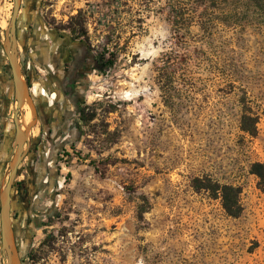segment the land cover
<instances>
[{
    "label": "rangeland",
    "instance_id": "374dc122",
    "mask_svg": "<svg viewBox=\"0 0 264 264\" xmlns=\"http://www.w3.org/2000/svg\"><path fill=\"white\" fill-rule=\"evenodd\" d=\"M169 1L42 0L31 14L59 27L83 12L85 44L116 58L91 71L83 108L95 118L80 122L48 186L31 189L34 211L15 206L19 237L32 220L31 239L18 242L21 255L28 245L22 264H264V193L249 172L264 166V22L249 0L230 2L237 16H198V7L180 47ZM11 5L0 0V32ZM171 51L189 57L167 85L159 68ZM245 111L255 137L240 131ZM196 177L238 187L241 215L194 190Z\"/></svg>",
    "mask_w": 264,
    "mask_h": 264
},
{
    "label": "flooded vegetation",
    "instance_id": "af4514ba",
    "mask_svg": "<svg viewBox=\"0 0 264 264\" xmlns=\"http://www.w3.org/2000/svg\"><path fill=\"white\" fill-rule=\"evenodd\" d=\"M41 1L39 6L29 8L27 0H19L14 33L11 35L6 29L13 13L12 0L6 27L0 32V147L6 143L5 139L10 146L5 145L2 150L1 172H6L1 181L2 188L9 178V163L13 160L16 150L14 146L16 122L22 128L21 120L27 112L26 107L32 115L31 121L23 130L27 135V142L23 143L25 153L13 179L9 204L10 227L17 251L20 239L23 242L31 239L28 227L32 220L23 222L25 226L21 232L25 234L19 237L16 227L21 225L22 221L15 206H23L22 202L26 201L25 211L29 214L34 211L33 203L38 198L34 194L35 190L38 192L48 186L52 175L57 173L55 167L75 145L80 136L79 117L88 87L87 81L91 71L99 70V56L93 55L84 39H73L69 31L57 27L44 16L43 24L38 20V16H31L41 7ZM12 55L18 65L19 78L25 87L17 114L13 71L9 60ZM35 129L38 131L37 134H34ZM35 163L39 165L37 170ZM30 174L38 175L42 185L32 184L31 180L29 181ZM32 188L35 189L33 193ZM29 196L31 200L27 199ZM27 249L28 245L25 246L22 255L18 251L21 264L28 254ZM0 264H7V250L3 245L1 223Z\"/></svg>",
    "mask_w": 264,
    "mask_h": 264
},
{
    "label": "trees",
    "instance_id": "16d2710c",
    "mask_svg": "<svg viewBox=\"0 0 264 264\" xmlns=\"http://www.w3.org/2000/svg\"><path fill=\"white\" fill-rule=\"evenodd\" d=\"M232 0H170L168 4V17L173 27L175 35V45L184 47L187 43L183 31L190 26V16H196V9L202 7L198 16H204L209 11L219 10L218 16H237L236 10L230 11L228 6H235L230 4ZM246 6V5H245ZM248 8H253L255 12L261 16L264 22V0H249ZM83 12H79L77 16H81ZM85 15V14H84ZM212 15V14H211ZM74 17V22L70 24L59 26L61 29L69 31L73 39H85V29L83 28V20ZM185 29V30H184ZM111 41L108 39L106 45ZM177 52L171 51L165 53L161 57L162 65L159 68L160 74L165 78L166 84L172 83L175 79L176 71L180 67V62L185 61V55L180 58ZM179 57V58H178ZM116 58V54H105L104 51L99 55L98 67L99 69L110 68ZM168 85V84H167ZM244 103V102H243ZM80 121L83 125L91 122L95 118V114L87 113L82 107ZM257 120L255 117L246 113L242 114L240 120V131L250 137H255L257 133ZM249 172L257 178V187L264 193V166L259 162H254L250 165ZM191 186L196 191H205L213 199H219L221 207L227 216L231 218H238L242 213L240 205V189L232 185H221L216 181H212L209 177H196L191 180ZM141 217V216H140Z\"/></svg>",
    "mask_w": 264,
    "mask_h": 264
},
{
    "label": "water",
    "instance_id": "95a60500",
    "mask_svg": "<svg viewBox=\"0 0 264 264\" xmlns=\"http://www.w3.org/2000/svg\"><path fill=\"white\" fill-rule=\"evenodd\" d=\"M19 6V0H14V8L11 20L9 22V26L6 29V32L10 31L11 35L14 33V21L17 16V10ZM7 46V42H5ZM10 65L13 71V79H14V90H15V101H16V110L15 114L21 105V99L23 94L25 93V87L18 74V65L14 58V56L9 57ZM14 137V146H16V150L14 153L13 160L9 163V178L0 191V223H1V233L3 238L4 248L7 250V264H21L18 257V251L15 247V244L11 238V227H10V217H9V204L11 198L12 184L13 179L17 174L18 166L22 160V157L25 153L23 150V143L27 142L26 131H21L19 124L16 122V131Z\"/></svg>",
    "mask_w": 264,
    "mask_h": 264
},
{
    "label": "bare ground",
    "instance_id": "6f19581e",
    "mask_svg": "<svg viewBox=\"0 0 264 264\" xmlns=\"http://www.w3.org/2000/svg\"><path fill=\"white\" fill-rule=\"evenodd\" d=\"M22 101V99H21ZM27 112L26 114L23 116L21 123H22V128H20L21 131H23L25 129V126L31 121L32 119V115L30 114V111L28 110V108L26 107ZM18 124V123H17Z\"/></svg>",
    "mask_w": 264,
    "mask_h": 264
},
{
    "label": "crops",
    "instance_id": "0c3cea01",
    "mask_svg": "<svg viewBox=\"0 0 264 264\" xmlns=\"http://www.w3.org/2000/svg\"><path fill=\"white\" fill-rule=\"evenodd\" d=\"M15 100V99H14ZM15 105H16V103H15ZM36 130V129H35ZM3 156H1V158H0V182H1V179H2V175H1V169L3 168V164H2V160H3V158H2ZM3 189V188H2ZM11 238H12V240H13V242H14V238H13V234H12V232H11Z\"/></svg>",
    "mask_w": 264,
    "mask_h": 264
}]
</instances>
